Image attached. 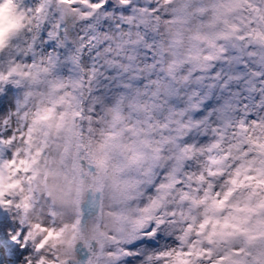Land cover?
Listing matches in <instances>:
<instances>
[{
	"label": "clouds",
	"instance_id": "9594fccd",
	"mask_svg": "<svg viewBox=\"0 0 264 264\" xmlns=\"http://www.w3.org/2000/svg\"><path fill=\"white\" fill-rule=\"evenodd\" d=\"M0 264H264V0H0Z\"/></svg>",
	"mask_w": 264,
	"mask_h": 264
}]
</instances>
